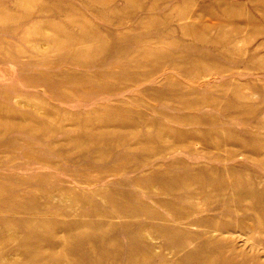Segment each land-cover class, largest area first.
<instances>
[{
	"label": "rangeland",
	"instance_id": "374dc122",
	"mask_svg": "<svg viewBox=\"0 0 264 264\" xmlns=\"http://www.w3.org/2000/svg\"><path fill=\"white\" fill-rule=\"evenodd\" d=\"M0 264H264V0H0Z\"/></svg>",
	"mask_w": 264,
	"mask_h": 264
}]
</instances>
